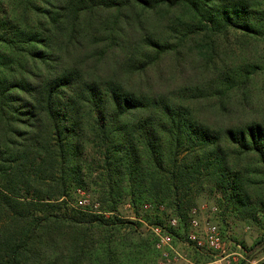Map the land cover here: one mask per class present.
<instances>
[{
    "label": "trees",
    "instance_id": "16d2710c",
    "mask_svg": "<svg viewBox=\"0 0 264 264\" xmlns=\"http://www.w3.org/2000/svg\"><path fill=\"white\" fill-rule=\"evenodd\" d=\"M231 31L264 39V0H0V264H151L139 219L163 222L164 205L186 238L205 189L264 215V123L233 124L226 94L259 66L214 62ZM166 56L211 74L163 88L148 72Z\"/></svg>",
    "mask_w": 264,
    "mask_h": 264
},
{
    "label": "rangeland",
    "instance_id": "374dc122",
    "mask_svg": "<svg viewBox=\"0 0 264 264\" xmlns=\"http://www.w3.org/2000/svg\"><path fill=\"white\" fill-rule=\"evenodd\" d=\"M215 46L217 52L214 55V62L217 65H221L222 62L227 64V67H241L242 69L249 68L252 64H257L259 68L251 74L247 85L241 90H235L234 92H226L228 98L231 96L232 104L229 109V118L233 124L244 121H262L264 123V39L257 37H247L241 35L239 32L236 34L231 31L227 35L221 34L215 36ZM199 44L204 45L203 41L198 39ZM173 57H164L161 59L157 66H154L151 72H148L149 76L154 79L161 80L163 88H174L179 85H202L206 82L207 77L211 74L205 59H196L190 62L189 59L184 60L181 63H177ZM181 64L180 67L177 65ZM182 71H180L181 69ZM133 83L136 84V77L132 78ZM242 91L243 95L239 92ZM227 98V95L225 96ZM216 104L209 103L202 105L204 108L203 112L207 107L211 106L210 112L213 115H217L219 109ZM218 116V115H217ZM228 124L227 120L226 123ZM82 190L77 192L76 199L80 196ZM90 194L92 199L91 191H84ZM93 206L92 210L99 208L98 202L91 200ZM205 206L201 212L202 218L206 213L210 211L212 206H217L218 211L211 215L219 225L223 234L224 242L228 250H240L236 248L235 244H240L242 248V254L247 260H242L241 264H248L249 260L260 259L264 263V251L261 250L260 246H256L251 249L254 242L261 236H264V215L261 212L257 214V220L246 219L242 214L236 213L226 204V200L222 197L220 192H213L205 189L199 193L195 198L193 207ZM151 205L149 204L150 208ZM159 212L165 210L163 214V220L166 219L170 210H167L164 205L159 206ZM116 214L120 217L135 220L136 215L128 201H124L119 204ZM141 222V230L143 232H149L147 226L143 222L144 220L139 219ZM146 223H150L145 221ZM182 233V232H181ZM173 246L182 254H185L191 262L196 263L198 257H208V259H202L197 263H207L212 260L214 256L207 253L206 251H199L191 242L181 235L174 236ZM155 262L151 264H156Z\"/></svg>",
    "mask_w": 264,
    "mask_h": 264
},
{
    "label": "built area",
    "instance_id": "2783aa9c",
    "mask_svg": "<svg viewBox=\"0 0 264 264\" xmlns=\"http://www.w3.org/2000/svg\"><path fill=\"white\" fill-rule=\"evenodd\" d=\"M91 196L87 192L82 191L77 198L75 205L82 208H91ZM149 204H145L144 208H148ZM205 210V206L193 207L188 214V230L186 239L194 244L199 251H206L212 254L214 258L207 263H194L185 255L180 253L173 246V233L179 225V218L175 215H168L161 223H145L149 232L155 238V248L158 250L159 256L156 264H240L242 260H247L242 254L240 244H235L240 250H228L220 225L211 218L212 214L218 211L217 206H212L210 211L202 218L201 212ZM263 258L249 260L248 264H264L261 262Z\"/></svg>",
    "mask_w": 264,
    "mask_h": 264
}]
</instances>
